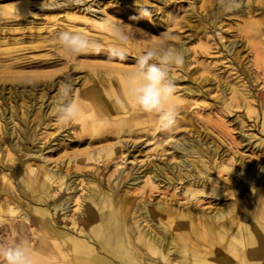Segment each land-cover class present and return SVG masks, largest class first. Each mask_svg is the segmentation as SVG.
I'll return each mask as SVG.
<instances>
[{
  "label": "bare ground",
  "instance_id": "bare-ground-1",
  "mask_svg": "<svg viewBox=\"0 0 264 264\" xmlns=\"http://www.w3.org/2000/svg\"><path fill=\"white\" fill-rule=\"evenodd\" d=\"M239 3L238 8H248L251 5L249 1ZM94 24L106 32L102 35V40L107 41L111 39L109 34L113 35V28L121 26L105 13ZM259 34L264 35V22L252 21L240 30L238 41L227 44L226 50L231 53L230 59H238L240 52L235 51V48L232 52L233 46L238 42L244 43L242 49L247 47L254 57L255 68L264 76V48L252 41ZM137 40H140L139 37H134L133 45L141 46ZM111 44L114 46L116 43ZM143 45H146L145 42ZM150 45L153 44L148 47ZM176 47L185 55L184 65L178 68L183 73L181 77L189 79L186 70L195 62V52L187 47V43ZM140 50L141 47L135 48L134 54L140 55ZM87 52L90 54L84 52L78 56L112 59L122 62V65L136 63L135 57L127 60L126 56L122 59L110 54L104 57L102 50ZM65 55L69 59L61 57L60 61H72L75 62L74 66L88 69L84 70L85 75L80 85V88L87 89L81 92L82 89L79 88L72 93L80 105L79 118L68 125L65 130L68 132L63 138L70 137L72 130L77 134L74 146L85 145L87 149L79 154L74 152L72 159L66 158L59 163L75 165L88 160L96 162L97 166L102 164L107 167L109 160L120 159V162L114 165L117 172L112 180H108L107 187L104 181L96 179L92 174H79L58 167L47 168L46 164L36 168L28 165L21 173L13 171L12 178L16 177L17 186L7 173L0 171V231L2 221L6 220L12 234L10 243L26 242L32 264H264V170L257 169L243 155L236 156V152L230 151L220 157V148L207 130L203 138L197 131L195 138L194 135H185L173 141L182 118L174 132H157L154 115L143 113L136 105L123 106L137 79L136 68L112 66V71H104L101 64L77 63L78 56H70L67 52ZM3 68L8 69L7 66ZM176 72L177 70L172 72V77L179 81ZM216 79L217 76H214L211 81L217 84L223 103L230 100L232 108L236 104L248 111H256L252 109L255 105L251 95L241 85L229 81L221 83V79ZM199 92V86L195 84L176 87L172 102L179 110L189 111L195 105L190 99ZM0 94L4 97L3 91ZM27 96V93L21 92L17 97L10 92V97L6 98L8 107L0 113V121L4 122L7 130L5 136L12 140V149L20 154L21 161L39 157L47 149L51 150L49 141L52 138L57 140L60 132L57 131V136L49 138V144L45 142L41 147L35 145L32 149L26 147L28 130L21 127L13 129V122L15 119L27 122L33 112L37 101H33L34 97L26 99ZM258 98L256 106L258 105V111L264 119V93H260ZM43 99L44 96H41L39 110L43 106ZM53 107L54 101L46 105L47 110L41 109L40 115L33 120V131L51 114ZM137 119L139 120L136 121ZM189 123L191 124L190 121ZM240 133L242 141L250 139L243 128ZM232 143L235 144L234 141ZM145 144L144 149L147 151L143 153L140 147ZM71 145L63 144L61 148L64 153H67ZM136 145L140 147L132 150V146ZM247 146L255 152L261 145L259 142H248ZM135 151L146 160L144 164L134 165L127 177L129 180H126L129 191L121 192L123 163L131 156V161H136ZM125 153L127 154L124 155ZM168 154L171 156L170 160L157 161L158 157ZM227 159L234 160L229 169L224 165ZM48 162L46 158L43 159V163ZM141 168L143 170L138 172ZM228 170L236 174L240 185H236L235 181L221 179L220 173L229 175ZM221 186L231 187L232 196L236 199L214 212L200 209L210 204V198H219L225 194ZM237 187L243 193L239 194ZM53 189L61 191L50 202L48 200ZM165 190L171 191L173 195L185 196L190 202L175 206L172 204V196L155 201L141 197L146 193L151 196L155 191ZM244 190L249 191L250 197ZM75 213L78 215L77 220L73 219ZM9 214H13L15 218L12 220L6 217ZM69 215L73 220L71 224L68 222ZM32 222L38 228H31V236L27 229Z\"/></svg>",
  "mask_w": 264,
  "mask_h": 264
},
{
  "label": "rangeland",
  "instance_id": "rangeland-1",
  "mask_svg": "<svg viewBox=\"0 0 264 264\" xmlns=\"http://www.w3.org/2000/svg\"><path fill=\"white\" fill-rule=\"evenodd\" d=\"M240 1L243 4L249 1L251 5L248 8L246 6L226 10L229 0H225L224 7L220 5L219 0H0V4L3 5L0 7V65H2L0 66V93L3 91L4 94V97L0 96V113L8 107L6 98L10 97V92L17 97L21 92L27 93L26 99L34 97L33 101H37V104L34 105L35 108L33 107V112L30 113L31 115H29L27 122L15 119L13 122L14 126L11 125V127L13 126V129L21 127L25 131L28 130L26 132L29 135L26 141L28 149H32L35 145L41 147L45 142L46 144L50 142L52 145L51 150L49 149L48 151L47 149L41 156L21 161L20 154L12 149V140L7 135L5 136V131L7 130H5L4 122L0 121V171L7 173L16 186V177L15 179L12 178L14 172L25 170L28 165L36 168L39 167L38 165L44 166L46 164L47 168L58 167L75 171L79 174L89 173L96 179L104 181L106 187L108 182L116 175L117 169L114 165L120 162V159L111 162L109 160L107 167L102 164L97 166L96 162L88 160H83L75 165L59 163L66 158L72 159L74 152L83 153L87 146H74L77 142V134L72 130L71 132L69 131L72 134L70 137L63 138V135L68 132H65L68 129V125L61 126L53 111L33 131L35 125L33 120L40 115L41 109L42 111L47 110L46 105L57 99L59 84L62 81L70 82L73 93L80 88L85 75L84 70L88 69L87 67H84V69L78 68L74 66L75 62L72 61L68 63L60 61L61 57L66 59H69V57L65 55L66 51L58 45L56 37L60 32L66 30L83 33L90 39H96L99 51L102 50L104 57H108L109 50L114 47L111 42L116 43V40L112 34H109L111 38L109 41L102 40V35L106 32L94 24L95 21H99L104 16V13L112 20L120 23L130 34L129 40L123 45L124 56H126L125 59L127 60H131L133 57L137 60L139 55L136 56L134 54L135 48L141 47L140 51L142 53L148 48L149 44L158 43L164 33H167L164 38L168 39L172 45L177 46L187 43V47L195 52V62L186 70L189 79L184 78V76L182 78L181 74L183 73L179 69H172V72L177 70L176 75L179 77V81L173 79L174 83L177 82L176 87H186L189 83L199 86L200 90L192 100L190 99L195 105L189 111L179 110L178 121L180 118L183 120L174 134L175 139L173 141L185 135H194L195 138L197 131L200 137L203 138L204 135L206 136L205 132L207 130L210 134L209 136L214 138L220 148V157L230 151L236 152V156L243 155L257 169L264 170V129H262L264 128V119H262V115L258 111V105L256 106L259 101V94L264 93V76L261 75L260 70L255 68L254 57L247 47L242 49V44L244 43L238 42L233 46L232 52L234 48L235 51L238 50L240 52L238 59H230L231 53L226 50L227 44L229 45L234 40L238 41L241 29L246 28L252 21L264 22V0ZM54 2L58 4L50 5V3ZM6 5L9 7L7 8ZM140 6H147L150 9V17H145L141 14ZM136 36L139 37L140 40H137V42L142 44L141 46L133 45V39ZM142 41L146 45H143ZM252 41L258 42L264 48V35L259 34ZM85 53L90 54L89 52ZM76 62L101 64V69L104 71H112L114 68L112 66L136 68V63H124L125 65H122V62L116 60L93 56H78ZM3 66H7L8 69H4ZM214 76H217V79H221V83L229 81L232 84L236 82L237 85H241L246 93L251 95L252 103L255 105L252 109L254 108L256 111H248L246 108L238 107L236 104V107L232 108L229 104L230 100L223 103L221 93L216 88L217 84L211 81ZM80 89H82L81 92H84L87 87ZM41 96H44V99L42 100L43 106L39 110ZM226 97L228 98V96ZM19 101L21 102V100ZM132 102L130 95L123 106H135V103ZM8 116L9 114H7ZM61 128L63 129L61 130ZM240 128L245 130L246 135H250V139L247 142L241 140ZM57 131H60L58 132L57 140L52 138L48 142L49 138L57 134ZM248 142L253 144L259 142L261 145L260 149L254 152L247 146ZM69 143L72 144V147L67 149V153H64V149L61 147L63 144ZM145 146L146 144L142 147L136 145L132 146L131 149L136 150L140 147L144 153L147 151V149H144ZM134 153L137 155L136 161L132 162L131 158L133 157L131 156L127 162L123 163L124 173L123 183L120 185L121 192L129 191L127 182L129 178L127 180V177L134 165H137V163L144 164L146 160L139 152L135 151ZM170 157L169 154L158 157L157 161L164 162L166 159L170 160ZM44 158L49 162L43 163ZM16 163L18 164L16 165ZM233 163L234 160L229 161L227 159L224 165L229 169ZM65 166L66 168H64ZM142 170L143 168L138 172ZM228 172L229 175L225 172L220 173L221 179L231 182L235 181L236 185H240V179L236 174L232 170H228ZM78 180L80 181V178ZM221 187L224 189L225 194L219 198H210V204L204 205L200 209L214 212L236 199L235 196H232L231 187ZM238 190L239 194L243 193L241 188ZM60 191L53 189L50 192L48 201H54L59 196ZM244 192L250 197L248 190H244ZM137 196L140 195L137 194ZM170 196L174 198L172 204L175 206H183L190 202L185 196L173 195L171 191L166 190L155 191L151 196L146 193L141 197L148 201H155ZM25 210L27 211V209ZM6 217L12 220L15 218L13 214H9ZM76 218H78V215L75 213L73 219L75 220ZM71 220L72 217L69 215L68 222L70 224L73 221ZM2 223L0 243L11 244L12 234L7 226L9 223L7 224L6 220L2 221ZM32 225L35 226L33 222ZM31 228L33 227L27 229L29 235H31ZM28 237L31 239V236Z\"/></svg>",
  "mask_w": 264,
  "mask_h": 264
},
{
  "label": "clouds",
  "instance_id": "clouds-1",
  "mask_svg": "<svg viewBox=\"0 0 264 264\" xmlns=\"http://www.w3.org/2000/svg\"><path fill=\"white\" fill-rule=\"evenodd\" d=\"M222 7L225 0H219ZM240 7L239 0H229L226 10ZM141 14L150 17L147 6H140ZM162 34L158 43L150 45L136 60V81L131 89V97L137 108L146 114L156 117V131L172 133L178 125L179 109L172 102L176 87L172 77V69L180 68L185 63L184 53L172 45ZM116 44L109 50L110 55L124 58L123 45L130 34L122 26L113 28ZM58 45L70 56H78L87 51H99L98 42L85 34L63 31L56 37ZM53 113L61 125L75 123L80 114V105L72 94V84L61 82L58 97L54 101ZM0 264H32L30 249L26 242L14 244L0 243Z\"/></svg>",
  "mask_w": 264,
  "mask_h": 264
},
{
  "label": "crops",
  "instance_id": "crops-1",
  "mask_svg": "<svg viewBox=\"0 0 264 264\" xmlns=\"http://www.w3.org/2000/svg\"><path fill=\"white\" fill-rule=\"evenodd\" d=\"M29 227L36 228V227H37V224H36L35 226H34V225H29L28 228H29ZM37 228H38V227H37ZM37 228H36V229H37ZM27 231H28V230H27ZM28 236H29V235H28ZM31 236H32V235H31Z\"/></svg>",
  "mask_w": 264,
  "mask_h": 264
}]
</instances>
